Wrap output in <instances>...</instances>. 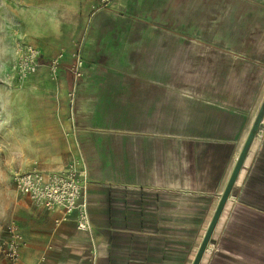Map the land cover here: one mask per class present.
<instances>
[{"label":"crops","instance_id":"0c3cea01","mask_svg":"<svg viewBox=\"0 0 264 264\" xmlns=\"http://www.w3.org/2000/svg\"><path fill=\"white\" fill-rule=\"evenodd\" d=\"M99 2L28 4L53 25H88L68 162L29 169H64L81 151L92 228L22 195L14 264H193L264 100V0H212L210 25H188V0ZM74 63L58 77L68 114ZM200 264H264V118Z\"/></svg>","mask_w":264,"mask_h":264},{"label":"rangeland","instance_id":"374dc122","mask_svg":"<svg viewBox=\"0 0 264 264\" xmlns=\"http://www.w3.org/2000/svg\"><path fill=\"white\" fill-rule=\"evenodd\" d=\"M33 1L0 0V241L15 218L16 201L24 197L16 189L14 173L26 171L35 164L50 166L68 162L66 85L59 78L51 79L48 64L61 53L64 54L61 66L69 59L72 63L74 55L80 50L82 53L88 31V25L79 31L75 25L48 23L54 19L53 14L39 16L27 12L28 4ZM188 1V25H210L212 0ZM37 20L48 24L37 25ZM237 25L257 24L245 21ZM184 35L195 37L190 31ZM25 43L41 49L43 62L36 73L21 82L14 76L12 64L16 48ZM84 60L86 63L85 57ZM134 144L126 143V149L131 152ZM122 145L114 141L107 148L116 152L123 149ZM143 146L146 150V143ZM108 160L116 164L125 159ZM131 163L129 158L127 164Z\"/></svg>","mask_w":264,"mask_h":264},{"label":"built area","instance_id":"2783aa9c","mask_svg":"<svg viewBox=\"0 0 264 264\" xmlns=\"http://www.w3.org/2000/svg\"><path fill=\"white\" fill-rule=\"evenodd\" d=\"M111 0H100L97 7H106ZM75 63L72 68L74 83L67 93L69 105V121L71 131L67 136H76V98L78 84L85 76V60L81 50L74 55ZM64 54L52 58L48 64L51 79L57 80ZM42 61L41 49L30 43L21 44L16 48L12 64L14 76L23 81L36 73ZM17 191L28 197L36 206L48 211H61L64 219L76 216L77 228L89 232L92 228L91 214L86 194L90 187V174L86 160L80 155L74 157L68 165L61 170H44L32 168L17 172L13 175ZM23 245L22 235L16 224L7 227L6 237L0 241V256L14 264L20 257Z\"/></svg>","mask_w":264,"mask_h":264},{"label":"water","instance_id":"95a60500","mask_svg":"<svg viewBox=\"0 0 264 264\" xmlns=\"http://www.w3.org/2000/svg\"><path fill=\"white\" fill-rule=\"evenodd\" d=\"M263 118H264V100H263L262 105L260 107V110H259V112H258V114L256 116V119H255L254 124L252 126V129H251V131L249 133V136H248V138H247V140L245 142V145H244V147H243V149H242V151L240 153V156L237 159V162H236V165L234 167V170H233V172L231 174V177H230V179L228 181V184H227V186H226V188H225V190L223 192V195H222V197L220 199V202L218 204V207H217V209H216V211H215V213L213 215V218H212V220H211V222L209 224V227H208V229H207V231L205 233L203 241H202V243H201V245H200V247L198 249V252L196 254V257L194 259L193 264H200V262H201V260L203 258V255H204V253H205V251H206V249L208 247L209 241L211 239L212 233H213V231H214V229H215V227H216V225H217V223L219 221L221 213H222V211H223V209H224V207H225V205H226V203L228 201L230 193H231V191H232V189L234 187V184H235V182L237 180V177H238V175L240 173V170H241V168H242V166L244 164L245 158H246V156H247V154H248V152H249V150H250V148H251V146L253 144L254 138H255V136H256V134L258 132V129L260 127V124H261Z\"/></svg>","mask_w":264,"mask_h":264}]
</instances>
